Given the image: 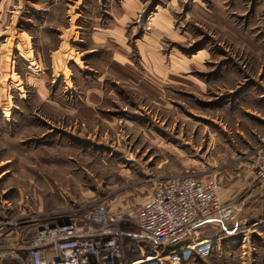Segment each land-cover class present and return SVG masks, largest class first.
Masks as SVG:
<instances>
[{
    "label": "rangeland",
    "instance_id": "1",
    "mask_svg": "<svg viewBox=\"0 0 264 264\" xmlns=\"http://www.w3.org/2000/svg\"><path fill=\"white\" fill-rule=\"evenodd\" d=\"M135 1L0 0V243L104 203L129 263L156 185L216 175L233 233L197 228L180 243L208 252L165 264H264V0Z\"/></svg>",
    "mask_w": 264,
    "mask_h": 264
},
{
    "label": "built area",
    "instance_id": "2",
    "mask_svg": "<svg viewBox=\"0 0 264 264\" xmlns=\"http://www.w3.org/2000/svg\"><path fill=\"white\" fill-rule=\"evenodd\" d=\"M254 172L264 182V150L255 161ZM221 190L216 175L180 176L157 184L136 209V224L150 251L146 253L147 247L139 245L142 255L132 262L124 260L127 234L122 225L129 221L127 214L111 212L108 205L99 203L79 217L60 216L54 224L38 226L25 245L0 243V264L19 253H26L29 264H165L180 262L195 250L206 254L213 240L183 246L179 242L210 218L225 224L233 219L237 207L220 201ZM172 244V249L165 250Z\"/></svg>",
    "mask_w": 264,
    "mask_h": 264
},
{
    "label": "crops",
    "instance_id": "3",
    "mask_svg": "<svg viewBox=\"0 0 264 264\" xmlns=\"http://www.w3.org/2000/svg\"><path fill=\"white\" fill-rule=\"evenodd\" d=\"M137 4V2L135 1V0H126V3H125V10H124V13H122V19L125 17V16H128L129 14L130 15H132L133 13H134V8L136 7L135 5ZM126 18H128V17H126ZM95 33H100V34H104L103 32L101 33V32H95ZM95 46L96 45H90V47L92 48V47H94L95 48ZM93 49V48H92ZM91 49V50H92ZM151 49V48H150ZM262 139H261V141H263V143L260 145V147L258 148V150H257V153L258 154H260L261 152H262V150H264V134H262V137H261ZM253 174L254 175H252V181H250L251 183L254 181V179L256 178L255 177V172H254V170H253ZM225 190H227L228 192H225ZM233 193V191L232 190H229V189H224V193H222V194H220L222 197H225V198H228V197H230L231 196V194ZM150 195V194H149ZM148 195V196H149ZM147 196V197H148ZM146 197V198H147ZM230 199V198H229ZM224 201H227V200H224ZM229 223H227V224H225V223H222V222H219V221H217V220H215L214 218H210V219H208V220H206L205 222H204V224L200 227V228H212V229H217V228H221L222 230H224L227 234H232L233 232H232V229L231 230H228V226H230L231 224H229ZM216 225V226H215ZM186 240H188V239H186ZM205 240H212L211 238H205ZM188 242H190V241H185L184 243H180L179 242V245L180 246H183V245H185V244H187ZM213 245L211 244V246L210 247H212ZM171 263V262H170Z\"/></svg>",
    "mask_w": 264,
    "mask_h": 264
},
{
    "label": "bare ground",
    "instance_id": "4",
    "mask_svg": "<svg viewBox=\"0 0 264 264\" xmlns=\"http://www.w3.org/2000/svg\"><path fill=\"white\" fill-rule=\"evenodd\" d=\"M220 192H221V191H220ZM218 196H219V199H220V193H219V195H218ZM220 201H221V199H220Z\"/></svg>",
    "mask_w": 264,
    "mask_h": 264
}]
</instances>
